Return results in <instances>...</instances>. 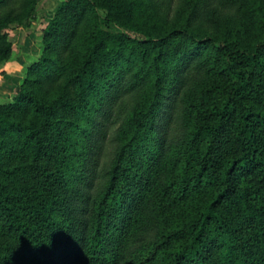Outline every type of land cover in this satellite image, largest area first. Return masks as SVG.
<instances>
[{"label":"trees","instance_id":"obj_1","mask_svg":"<svg viewBox=\"0 0 264 264\" xmlns=\"http://www.w3.org/2000/svg\"><path fill=\"white\" fill-rule=\"evenodd\" d=\"M144 4L62 0L0 103V264H264V0Z\"/></svg>","mask_w":264,"mask_h":264},{"label":"rangeland","instance_id":"obj_2","mask_svg":"<svg viewBox=\"0 0 264 264\" xmlns=\"http://www.w3.org/2000/svg\"><path fill=\"white\" fill-rule=\"evenodd\" d=\"M61 1L62 0H54L52 1V4H50V6L47 5V1L45 0L39 1V3L37 4L36 16L32 18L30 25L18 26L13 24L6 30L7 38H10L13 41V48L8 58L3 63H1L0 68L9 61L20 60V62L22 63L20 69V75L22 77L21 82L24 80L27 75L28 67L35 61H37L43 52L42 37L47 24V20L54 16L55 10L61 3ZM161 2L162 7L159 8L161 10L155 9L154 15L152 16V19L159 21L158 23L160 26H172L174 24L183 25L186 23V18L189 15V12H187L184 17L180 15V13L176 12L177 0H174L169 12L167 11V0H159V3ZM144 8L145 9L143 15L148 16L150 7L147 4V0H145ZM102 25L107 30L116 31V28L112 24L103 22ZM194 27L206 32L216 33L221 32L222 30H226L227 27H230V24H226L224 22L223 26H218L216 23H213L211 19H205L204 21H198L194 25ZM10 99L11 95L6 99H1L0 97V103L7 102Z\"/></svg>","mask_w":264,"mask_h":264},{"label":"crops","instance_id":"obj_3","mask_svg":"<svg viewBox=\"0 0 264 264\" xmlns=\"http://www.w3.org/2000/svg\"><path fill=\"white\" fill-rule=\"evenodd\" d=\"M47 5L50 6L54 0H45ZM29 52V51H28ZM22 63L20 60L9 61L3 67L0 68V97L6 99L8 96H12L13 92L21 82V69ZM6 97V98H2Z\"/></svg>","mask_w":264,"mask_h":264}]
</instances>
